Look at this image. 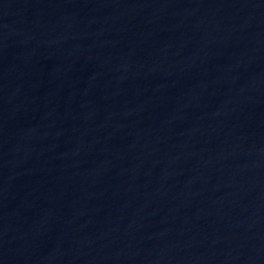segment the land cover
<instances>
[{"label":"water","instance_id":"water-1","mask_svg":"<svg viewBox=\"0 0 264 264\" xmlns=\"http://www.w3.org/2000/svg\"><path fill=\"white\" fill-rule=\"evenodd\" d=\"M0 264H264V0H0Z\"/></svg>","mask_w":264,"mask_h":264}]
</instances>
